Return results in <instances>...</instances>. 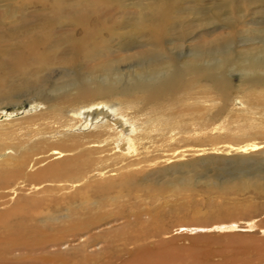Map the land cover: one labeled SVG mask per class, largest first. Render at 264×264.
Returning a JSON list of instances; mask_svg holds the SVG:
<instances>
[{"label":"bare ground","instance_id":"6f19581e","mask_svg":"<svg viewBox=\"0 0 264 264\" xmlns=\"http://www.w3.org/2000/svg\"><path fill=\"white\" fill-rule=\"evenodd\" d=\"M36 1L41 14H24L14 24L0 21V33L8 32L4 37L10 39L0 41V110L19 106L22 94L32 92L36 99L26 110L0 114V264H53L62 259L57 249L74 243L82 257L100 243L117 249L118 244L120 255L105 256L104 264H170L163 246L152 250L162 243H147L154 237L146 229L154 224L139 225L151 214L145 200L152 202L171 185L157 177L164 171L158 162L180 156L170 150L172 144L193 134L198 141L195 135L215 128V117H204L215 108L213 94L224 97L231 64L246 68L242 80L254 91L257 85L264 89V59L241 63L225 41L194 42L189 58L182 51L175 57L174 48L182 49L188 38L185 19L162 8L186 0H148L149 8L133 18L125 17L127 0H52L50 6ZM213 11L215 22L239 13L233 3L214 4ZM17 31L26 37L10 43ZM188 33L193 36L190 28ZM130 64L135 70L121 73L120 67ZM79 67L96 80L68 82L69 87L49 91L46 100L42 85L55 81L57 72ZM243 107L239 113L248 121L262 122L264 104L248 101ZM235 150L264 152V142ZM224 217L232 220L233 210ZM253 221H245L246 228L262 231L264 222L261 227ZM237 225L216 229L233 232ZM255 245L256 264L263 263L264 238Z\"/></svg>","mask_w":264,"mask_h":264},{"label":"rangeland","instance_id":"374dc122","mask_svg":"<svg viewBox=\"0 0 264 264\" xmlns=\"http://www.w3.org/2000/svg\"><path fill=\"white\" fill-rule=\"evenodd\" d=\"M47 1V6H50L51 2L53 3L52 0ZM147 2L148 0L125 1L123 6H129L125 17L133 18L140 11L148 9ZM194 3H199V6L196 9L185 11L184 7L188 4L194 6ZM226 3L236 5L239 13L231 17L222 15L219 22L212 20L213 5ZM263 3L264 0H186L185 4L164 3L162 8L164 11L171 12L177 18L185 19L182 29L188 34V38H184L185 43H182V49L168 43L166 46L168 49L176 47L173 52L175 57L178 56V52L182 51L184 56L189 58L192 51L191 45L194 42L203 43L204 41L206 44H212L218 41L220 44V41H225L241 63L248 58L264 59V51L259 50L264 46ZM112 8L119 12L117 15H122L120 14L121 8L116 5H113ZM180 8L182 9L180 10ZM39 12L42 13L36 0H0V21L4 17L14 24L19 16L39 14ZM236 17L240 18L235 20ZM193 19H197V21L192 22ZM5 27L11 28L7 22ZM225 27H229V29L227 30ZM189 28L190 32H193L192 37L188 33ZM63 31L61 30V32ZM2 33H0V41L3 43L9 41L8 37H4L9 33L6 31ZM16 35L10 43L21 42L26 37L23 32L18 33L17 31ZM249 54H252L253 57H250ZM216 57L219 58V55ZM126 66L120 67L121 73L135 70L131 64L129 69ZM78 69L69 73L57 72L55 81L43 84L41 90L46 100H48L47 93L49 91L69 87L68 82L96 80L90 73L80 67ZM227 69L225 76L228 77L229 84L225 89L224 97L219 98L214 93L211 99L215 98V108L206 112L204 117V120H209L213 115L215 128L209 129L204 133L205 135H195L196 138L198 137V141H194L193 134L188 135L190 139L185 143L172 144L170 150H178L179 154L177 151L175 152L180 156L170 160L167 156L163 157L157 165L160 167L159 164L162 163L160 168H164V171H161L162 175L157 176L161 178L160 182H171V185L165 188L166 192L163 194L157 193L152 202L145 200V203L150 205L148 211L150 210L151 214L142 217L143 223L139 225L145 226V222L154 224L155 227L151 226L146 229V232L154 237L150 241L147 240V243H162L154 246L152 250L163 246L166 254L168 253L172 257L170 264H188V262L189 264L191 262L194 264H256L259 261L255 243L264 238V227L261 226V223L264 222V152L260 150L243 153L237 152L235 149L248 142L255 144L264 142V118H259L262 122L254 123L246 119L244 112L239 113V110L244 108L243 106L248 101H259L260 104H264V89L261 85H257L258 90L254 91L249 84L243 82L242 77H245L243 69L246 68L237 69L231 64V67ZM77 76L78 78H76ZM32 94L30 92L20 95L16 99L20 102L19 106L13 105L12 109L0 110V114L17 109L19 112L28 109L35 104L36 99ZM190 108L191 106L188 110ZM232 108L233 112L230 111ZM237 115L239 118H236ZM182 118L186 120L189 119V116L184 115ZM229 121L233 124H229ZM225 125L228 126L226 129ZM180 152L182 153L180 154ZM227 210H233L234 218L232 220L224 217V212ZM154 216L156 221L153 223L151 221ZM248 220H254L253 222L260 224L262 231L247 229L246 226L249 223L244 222ZM232 222L238 224L236 231L216 229L218 228L216 225H226ZM157 227H160V230ZM199 228L204 230L201 231ZM132 231V229H128L129 234H133ZM116 241L122 242L121 240ZM76 246L78 243L64 245L57 249L62 255V259L53 264H104L107 256L117 257L120 255L118 244L116 245L117 249L113 243L108 245L100 243L96 247L83 251L84 257L75 253ZM102 249H105V254L103 252L99 254ZM48 255L49 253L46 256L47 259ZM90 255L91 257L94 255L95 258L89 259ZM260 264H264V262Z\"/></svg>","mask_w":264,"mask_h":264}]
</instances>
